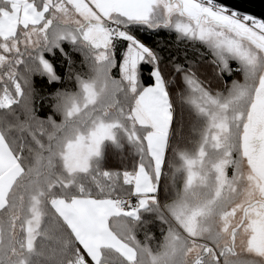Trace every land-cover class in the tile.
Instances as JSON below:
<instances>
[{
  "label": "snow or ice",
  "instance_id": "6c2138e0",
  "mask_svg": "<svg viewBox=\"0 0 264 264\" xmlns=\"http://www.w3.org/2000/svg\"><path fill=\"white\" fill-rule=\"evenodd\" d=\"M0 264H264V15L0 0Z\"/></svg>",
  "mask_w": 264,
  "mask_h": 264
},
{
  "label": "water",
  "instance_id": "95a60500",
  "mask_svg": "<svg viewBox=\"0 0 264 264\" xmlns=\"http://www.w3.org/2000/svg\"><path fill=\"white\" fill-rule=\"evenodd\" d=\"M230 6L256 15H264V0H226Z\"/></svg>",
  "mask_w": 264,
  "mask_h": 264
}]
</instances>
